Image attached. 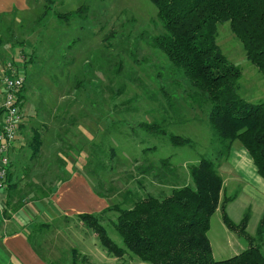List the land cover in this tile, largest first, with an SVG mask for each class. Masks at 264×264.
<instances>
[{
	"label": "rangeland",
	"instance_id": "1",
	"mask_svg": "<svg viewBox=\"0 0 264 264\" xmlns=\"http://www.w3.org/2000/svg\"><path fill=\"white\" fill-rule=\"evenodd\" d=\"M78 7L85 9L81 18L58 17ZM161 32L150 0H25L24 9L0 17V82L12 71L24 74L23 103L32 107L19 127L21 143L9 152V209L32 201L27 207L35 212L29 213L31 219L39 216L42 209L34 201L50 194L76 164L108 205L131 207L140 197L165 196L191 184L189 166L201 156L214 160L207 109L187 106L188 84L150 45V37ZM216 44L241 69L240 96L252 104L264 102V77L246 59L228 22L218 25ZM161 89L178 97L172 100L176 113ZM57 95L68 97L60 101ZM143 122H158L167 134L188 138L191 144L173 147L167 135L140 129ZM235 145L243 148L239 141ZM162 159L168 160L170 172L156 170ZM150 166L152 171H143ZM240 199L230 208L238 223L250 206L256 210L250 199ZM116 216L109 212L100 223L123 246L113 228ZM239 235L226 227L219 206L207 232L214 259L244 250L247 241ZM28 236L49 264H73V249L76 264H150L130 253L109 254L97 235L75 218H58L37 233L31 228Z\"/></svg>",
	"mask_w": 264,
	"mask_h": 264
},
{
	"label": "trees",
	"instance_id": "2",
	"mask_svg": "<svg viewBox=\"0 0 264 264\" xmlns=\"http://www.w3.org/2000/svg\"><path fill=\"white\" fill-rule=\"evenodd\" d=\"M157 10L162 32L150 37V45L161 52L169 66L189 86L187 106L207 109L210 143L215 158L201 156L189 166L191 184L173 188L165 196L146 195L133 201L131 207L108 205L99 213H81L76 220L92 230L101 246L111 255L126 253L150 264H264V214L255 235L247 234L250 217L247 210L238 224L227 215V204L235 196L221 198L223 180L218 164L228 157L232 144L239 141L253 160L257 173L264 179V102L252 104L240 96L241 69L228 61L216 44L218 25L229 23L241 42L246 59L264 77V0H150ZM85 9L78 7L63 17L81 18ZM25 82L18 93L22 100ZM167 104L176 113L172 100L175 94L161 89ZM153 135L168 136L173 147L188 146L190 139L167 134L158 122L139 124ZM40 143L33 149L37 154ZM156 170L170 172L169 162L162 159ZM217 162V163H215ZM10 169V168H9ZM153 170V167L143 171ZM158 172L157 176H164ZM10 173L8 171L7 181ZM96 194L102 198L101 192ZM221 206L222 220L231 231L247 241L248 248L223 260H215L207 236L210 218ZM116 213L113 228L120 238L119 246L101 225V218ZM50 224L32 227V233L47 229ZM239 228V230H238ZM28 240L31 242L30 238ZM73 264L78 252L73 249ZM83 256V261L86 259Z\"/></svg>",
	"mask_w": 264,
	"mask_h": 264
},
{
	"label": "crops",
	"instance_id": "3",
	"mask_svg": "<svg viewBox=\"0 0 264 264\" xmlns=\"http://www.w3.org/2000/svg\"><path fill=\"white\" fill-rule=\"evenodd\" d=\"M24 8L25 0H0V17ZM17 69L21 68L18 67ZM2 89L3 84L0 82V100ZM26 90L24 87L22 92L23 98L19 104L23 116L22 124L26 123V119H24L26 117L25 112L26 110H30L31 107V105L29 107L24 105V103L27 104ZM57 97L61 101L65 100L68 95H57ZM29 100L27 99V101ZM32 106L35 108L34 103ZM20 128L22 129V127ZM20 128L13 148L19 146L21 143V138H19ZM217 167L223 180L221 198L224 194L226 196H235L227 204L226 212L228 217L231 219L230 208L241 200L240 197L250 199L252 201L251 205L256 208L253 211V208L250 205V207L248 206L250 217L245 230L248 235L253 236L257 224L261 219V214L264 212V179L257 173L253 160L246 149L244 147H237L235 142L232 144L226 160L220 162ZM8 190L7 185L5 188L0 189V264H49L28 240L29 231L33 226L43 223L51 224L52 221L62 217L71 220L81 213H99L108 206V200L96 194L90 179L79 164L71 166L65 178L56 185L50 194L43 197L40 196L34 201L42 209L39 216H34V219L31 218L35 212L27 208L33 203L32 201L20 207L9 209L12 205L9 203L10 194ZM6 210H8V213H6ZM39 217L46 219L50 223L45 221L37 224L35 219ZM252 217H256L252 226L253 233L249 231ZM233 222L238 223V221ZM247 248L248 244L246 248L244 247V250ZM262 252H264V244H262ZM223 259L227 258L221 256L218 260Z\"/></svg>",
	"mask_w": 264,
	"mask_h": 264
},
{
	"label": "built area",
	"instance_id": "4",
	"mask_svg": "<svg viewBox=\"0 0 264 264\" xmlns=\"http://www.w3.org/2000/svg\"><path fill=\"white\" fill-rule=\"evenodd\" d=\"M25 82L21 72L7 74L2 79L0 100V189L7 185L10 168L9 152L14 147L23 116L19 108L18 93Z\"/></svg>",
	"mask_w": 264,
	"mask_h": 264
}]
</instances>
